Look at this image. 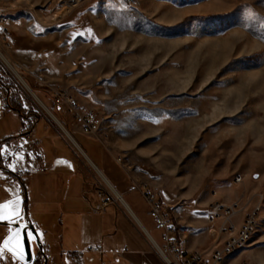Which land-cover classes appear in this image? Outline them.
<instances>
[{"label": "rangeland", "instance_id": "obj_1", "mask_svg": "<svg viewBox=\"0 0 264 264\" xmlns=\"http://www.w3.org/2000/svg\"><path fill=\"white\" fill-rule=\"evenodd\" d=\"M0 49L19 72L0 57L14 102L75 139L52 90L93 108L98 136L185 216L260 201L247 247L229 254L264 264V0H0Z\"/></svg>", "mask_w": 264, "mask_h": 264}, {"label": "crops", "instance_id": "obj_2", "mask_svg": "<svg viewBox=\"0 0 264 264\" xmlns=\"http://www.w3.org/2000/svg\"><path fill=\"white\" fill-rule=\"evenodd\" d=\"M19 54L16 50L13 58L20 61ZM3 88L0 81V207L6 217L0 221V247H5L13 230L11 223L19 216L23 227L28 221L35 226L47 257L45 263V257L39 256L42 264H162L153 242H161L162 231L155 227L137 188L149 183L157 187L170 210L171 223L176 226L172 236L188 251L210 253L215 241L208 221L210 207L208 213L185 216L184 208L170 202L154 178L120 163L103 137L83 133L64 115L81 151L64 136L55 119L30 108L24 99L14 102L12 92ZM101 174L118 198L108 190L110 204L105 211L96 212L97 189L105 181ZM241 219L242 214L235 217L238 224ZM32 243L34 256L39 258L35 239ZM96 243L102 252L90 250ZM12 244L16 247L15 240ZM19 250L24 252L23 244ZM231 250L220 264L243 263L244 254H229ZM10 257L5 248L0 261L27 264L17 256Z\"/></svg>", "mask_w": 264, "mask_h": 264}, {"label": "built area", "instance_id": "obj_3", "mask_svg": "<svg viewBox=\"0 0 264 264\" xmlns=\"http://www.w3.org/2000/svg\"><path fill=\"white\" fill-rule=\"evenodd\" d=\"M52 96L55 104L65 106V115L72 122L78 124L83 133L91 136L107 133L103 129L104 118L93 108L82 104L76 97L60 90H52ZM118 161L123 163L122 158H118ZM241 180L242 176L236 178L238 182ZM107 185L103 181V184L97 189L100 201L94 208L96 212L105 211L111 202V198L108 197L107 192L109 189L112 190V188ZM137 188L149 206V214L154 220L155 227L162 231L161 242L153 240L162 257V264H220L221 252H224V249L229 245L242 244V249L247 247L245 245V234L252 227L253 219L257 216V208L260 201H254L249 198H239L231 201L214 200L210 206L208 221L215 241L210 253L206 255L203 251H188L176 237L172 236V233L176 230V226L171 223L170 210L159 197L157 187L149 183H142ZM112 191L114 192V190ZM117 198L118 196L116 195ZM238 214H242L239 224L235 220ZM11 224L13 229L17 224L23 227L20 219L14 220ZM90 250L102 252V247L99 243H96L90 246Z\"/></svg>", "mask_w": 264, "mask_h": 264}, {"label": "water", "instance_id": "obj_4", "mask_svg": "<svg viewBox=\"0 0 264 264\" xmlns=\"http://www.w3.org/2000/svg\"><path fill=\"white\" fill-rule=\"evenodd\" d=\"M17 75L21 79V81H23L22 76L20 74H17ZM28 88L32 91V89L30 87H28ZM47 112L50 113L54 117L55 121L59 125L62 126V123L55 118V116L51 113L50 110L47 109ZM17 226H19L21 228V230H22L21 231V242H22L23 247H24V252H22L19 249H17V257L19 259H21L20 257H21V255H23V259H21V260L23 262L27 263V264H32L37 258H35V256H34V252H33L34 251L33 250V247L34 246H33L32 241H31V244L29 246V242H28V240L26 239V237L24 235L23 229H24L25 226L24 227H21V225H19V224L15 225L14 229L10 232V234L5 239L4 246H5L6 249L7 248L16 249V247L12 244V242L14 240L13 239H10V237L14 235ZM26 226H27V231H32L34 236H38L39 237V235H38V233H37V231L35 229V226L30 221H28V224ZM35 247H36V257H39V256L45 257V263H46L47 257L45 255V249H44L43 244L41 243L40 237H39V241L37 239H35Z\"/></svg>", "mask_w": 264, "mask_h": 264}, {"label": "bare ground", "instance_id": "obj_5", "mask_svg": "<svg viewBox=\"0 0 264 264\" xmlns=\"http://www.w3.org/2000/svg\"><path fill=\"white\" fill-rule=\"evenodd\" d=\"M75 1H78V0H75ZM0 53L2 54V56H0L2 59H3V61L5 60L6 61V63L8 64V66L11 68V70H14V71H16V73H19L18 72V70H17V68L12 64V62H11V60L5 55V54H3V52L1 51V49H0ZM23 79V78H22ZM23 82L25 83V81H24V79H23ZM26 84V83H25ZM27 87H29L28 85H26ZM29 89V88H28ZM32 92V94H34V96L36 97V95H35V93L33 92V90L31 91ZM63 127V126H62ZM64 128V127H63ZM64 130L66 131V133L70 136V133L66 130V128H64ZM71 138H72V135L70 136ZM73 139V142L76 144V146L78 147V148H80L81 149V147H80V145L74 140V138H72ZM81 151H82V149H81ZM101 176H102V178L105 180V182L108 184V186L111 188V185L109 184V182L105 179V177L101 174ZM121 199V198H120ZM256 224H257V220H256V218L254 217V219H253V223H252V227L250 228V229H248V232H247V234H245V245H247L248 244V242L250 241V239L252 238V234H253V231H254V229H255V227H256ZM230 249H242V244H235V245H229L228 247H226V249H224V252H221V256H220V263H222L223 261H224V259H225V254H226V252L228 251V250H230Z\"/></svg>", "mask_w": 264, "mask_h": 264}, {"label": "snow or ice", "instance_id": "obj_6", "mask_svg": "<svg viewBox=\"0 0 264 264\" xmlns=\"http://www.w3.org/2000/svg\"><path fill=\"white\" fill-rule=\"evenodd\" d=\"M15 210H16V208L14 206L13 207V212H15ZM5 219H6V217L3 214V209H2V207H0V221H3ZM17 219H19V216H17ZM21 231H22L21 228L19 226H17L14 235L10 237V239H13V240L16 241V249L7 248V252L11 253L10 259H15L16 256H17V249H20L22 247V244H21ZM23 231H24V235H25L26 239L29 242V246H30L31 241L33 239H37L39 241V237L38 236H34L32 231H27V226L24 227ZM4 253H5V247H0V257H2L4 255ZM20 258L23 259V255H21ZM0 264H2V261H0Z\"/></svg>", "mask_w": 264, "mask_h": 264}, {"label": "trees", "instance_id": "obj_7", "mask_svg": "<svg viewBox=\"0 0 264 264\" xmlns=\"http://www.w3.org/2000/svg\"><path fill=\"white\" fill-rule=\"evenodd\" d=\"M60 108H61V107L58 106V109H60ZM17 109H18V110H21V109H19V108H17ZM57 113H58V116H59V117L61 118V120L63 121V123H64V124L68 127V129L70 130L66 118H65L64 116H61L60 113H59V111H57ZM79 141H80V143H82L81 140H79ZM34 264H42V262H41V258H40V257L37 258V259L34 261Z\"/></svg>", "mask_w": 264, "mask_h": 264}]
</instances>
